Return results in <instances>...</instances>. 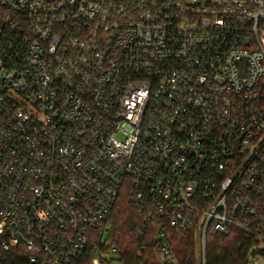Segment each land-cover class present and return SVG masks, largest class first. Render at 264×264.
I'll list each match as a JSON object with an SVG mask.
<instances>
[{
    "label": "built area",
    "instance_id": "obj_1",
    "mask_svg": "<svg viewBox=\"0 0 264 264\" xmlns=\"http://www.w3.org/2000/svg\"><path fill=\"white\" fill-rule=\"evenodd\" d=\"M125 194L171 263L173 229L261 256L264 0H0V262L120 264Z\"/></svg>",
    "mask_w": 264,
    "mask_h": 264
},
{
    "label": "trees",
    "instance_id": "obj_2",
    "mask_svg": "<svg viewBox=\"0 0 264 264\" xmlns=\"http://www.w3.org/2000/svg\"><path fill=\"white\" fill-rule=\"evenodd\" d=\"M145 222L129 203L128 196H121L105 222L109 227L110 243L117 249L120 264H200L198 238L194 230L173 229L175 263L165 260L154 248V238L144 230ZM142 235V239L140 238ZM100 232H94L90 246L78 264H90L100 246ZM145 245L147 248H145ZM258 245L246 238L243 231L232 230L228 235L207 237L206 264H249L251 250ZM102 250H105L103 248ZM264 256V251L256 254ZM0 264H33L29 254L19 247L4 255ZM111 264V263H107Z\"/></svg>",
    "mask_w": 264,
    "mask_h": 264
},
{
    "label": "rangeland",
    "instance_id": "obj_3",
    "mask_svg": "<svg viewBox=\"0 0 264 264\" xmlns=\"http://www.w3.org/2000/svg\"><path fill=\"white\" fill-rule=\"evenodd\" d=\"M107 228H109L107 226ZM90 264H100V257L98 254H95L91 260ZM254 264H264V256H259L258 259L254 262Z\"/></svg>",
    "mask_w": 264,
    "mask_h": 264
}]
</instances>
